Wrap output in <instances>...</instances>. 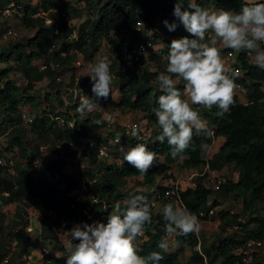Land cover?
I'll return each mask as SVG.
<instances>
[{"label":"trees","instance_id":"16d2710c","mask_svg":"<svg viewBox=\"0 0 264 264\" xmlns=\"http://www.w3.org/2000/svg\"><path fill=\"white\" fill-rule=\"evenodd\" d=\"M12 2L23 13L24 26L34 29V33L30 37L15 41L8 39L0 44V138L6 137L1 142L7 155L15 153L25 161V164L15 166L13 170L0 165V203L16 207L8 222L6 213L0 212V261L7 259L4 264H24V257L32 255L35 240L32 234L25 231L27 222L24 215L36 212L41 224L40 236L52 249V264H66L67 253L60 233L54 227L67 230L70 228L69 222L79 218L77 209L70 207V193L83 175L89 180V189L98 196V201L90 205L93 216L91 223L106 221L116 202H120L123 208L126 199L140 194L146 196L150 203L153 195L160 194L159 201L163 205L172 203L174 206H186L199 220L218 218L220 221L219 231L212 240L206 239L203 231L198 237L195 234L176 235L178 250L174 252L168 248L165 252L157 247L161 238L166 236L163 206L158 212L152 210V222L145 228L147 240L136 243L138 254L147 256L157 251L163 256L158 264H181L180 254L190 248L191 256L185 264H203L205 259L210 264H248L244 260L247 257V242L262 241L264 247V214L258 212L260 203L264 202V70L251 62L250 54L245 50L239 51L236 66L241 74L235 80L245 89L248 101L243 102L235 95L234 105L223 116L217 114L219 110L216 106L207 109L194 105L215 135L209 140L203 133L193 130V147L173 158L167 142L159 143L155 139L161 134V129L153 108L160 94L155 78L163 71L168 46L173 39L184 36L191 38L173 15L175 0H76L75 3L42 0L37 6L24 4L21 0H0V35L6 29L1 10ZM198 2L205 6L239 11L245 0ZM77 3L83 6L79 7ZM55 7H59L58 13L52 11ZM184 8H187V0ZM85 13L89 17L76 29L71 19L82 18ZM48 17L54 20L52 24L46 23ZM164 21L175 23V30L169 31ZM161 33L165 35L162 38L165 47L156 50L155 46L162 40ZM102 40H107L110 45L112 86L119 92V99L115 100L111 91L109 103L128 111L141 112L142 120H145L148 129L151 128L150 136L141 143L156 153V162L144 176L124 162L121 146L129 145L124 137L121 144L111 146L109 156L99 157L101 143H106L110 136H121L122 129L117 125L105 136L96 135L92 131L105 127V119L97 113L83 117L76 111L80 96L88 95L95 100L91 84L83 89L75 87L72 76L68 87H72L75 93L68 90L66 99L70 104H65L62 77L72 71V65L79 56L86 61L94 58ZM147 40L152 41L154 47L149 48L147 57L141 55L136 61L133 50ZM150 57L151 61H156L155 68L151 61L148 63ZM38 58L42 59L41 64L35 65ZM11 60L26 81L22 85L10 77L12 66H2V63L9 64ZM42 65H47V68L42 70ZM44 80H48L50 91L41 94L36 90V84ZM83 81L91 82V78ZM177 87L183 90V82L177 83ZM55 100L58 105L53 104ZM25 107L30 108L29 114L33 116L30 123L24 119ZM57 117L73 121L75 126L61 125ZM97 120L101 121L99 125ZM218 137L224 138L223 143L212 156H207V150ZM69 141H73L77 147L85 144L82 150H72L69 149ZM90 142H93V146H90ZM59 144L65 146L67 159L49 160L45 169L46 182L42 183L33 176L30 162L44 158L48 153H56ZM134 144L132 141L131 145ZM201 144H208L209 148L202 150ZM182 155L185 157L178 165L183 169L202 171L206 164L216 170L235 166L241 171L240 177L237 180L228 177L226 183L214 190L203 184L204 176L196 175L193 178L195 185L178 189V194L165 196L168 187L162 185L158 177L162 174V178L170 177L172 166ZM161 157L164 160H160ZM66 164H70L75 171L68 172ZM129 178H139L143 185L155 189L152 193L142 190L129 194L123 189ZM4 193L9 195L5 196ZM232 198L242 199L241 214L224 209L215 212L221 200L231 201ZM48 210L55 211L56 215H48ZM82 219L85 221V217ZM15 239L18 242L13 247ZM198 244L203 256L196 251ZM250 257L249 264H264V253L254 251Z\"/></svg>","mask_w":264,"mask_h":264},{"label":"clouds","instance_id":"9594fccd","mask_svg":"<svg viewBox=\"0 0 264 264\" xmlns=\"http://www.w3.org/2000/svg\"><path fill=\"white\" fill-rule=\"evenodd\" d=\"M184 2L175 0L173 15L191 38L184 36L171 41L164 71L155 78L160 94L153 113L161 129L155 139L159 143L167 142L173 158L193 147V130L209 140L215 135L194 105L207 109L216 106L217 114L223 116L235 103L239 70L225 66L219 46L236 52L247 51L253 63L264 70V47H261L264 44V0H245L239 11L205 6L198 0H187V8H184ZM164 24L169 31L176 28L175 23L164 21ZM110 64L109 57L104 55L91 65V91L95 100L88 95L80 96L76 108L80 115L95 110L96 101L109 98L113 82ZM177 79L183 81V90L177 87ZM96 123L99 125L101 121ZM142 130L138 124L129 125L130 136L135 140L141 139ZM115 143H121L119 134L115 136ZM207 148L208 144H201L202 150ZM121 151L124 162L141 176L156 162V153L144 143L121 146ZM162 212L167 221L166 236L157 245L162 251L168 250L171 237L199 236L200 221L186 206L166 203ZM151 222L152 205L146 196L132 195L124 201L123 208L116 202L106 221L76 224L71 228L70 239L64 245L66 264H158L163 260L160 252L142 256L135 243L144 236ZM196 251L203 256L199 244Z\"/></svg>","mask_w":264,"mask_h":264},{"label":"rangeland","instance_id":"374dc122","mask_svg":"<svg viewBox=\"0 0 264 264\" xmlns=\"http://www.w3.org/2000/svg\"><path fill=\"white\" fill-rule=\"evenodd\" d=\"M24 4L25 3H31L33 5H39L40 2L42 0H21ZM64 1H73L74 3L76 2V0H64ZM78 4V3H77ZM79 7H82L83 4H78ZM45 12H42L41 14H43ZM22 12H15L14 15L10 18H2V20H4L5 23V27L11 25L12 27H14L17 32H18V37H16L15 39L10 38V40L15 41L18 40L21 37H30L33 35L34 33V29L32 28H28L26 26H24L23 24V20H22ZM89 15H87V13H85L82 18H72L71 22L72 24L76 27V29L79 28L80 24L86 19L88 18ZM165 38V35L163 33H161V39ZM5 43V42H4ZM3 44V43H2ZM263 45V44H262ZM261 45V46H262ZM165 47V43H163V39L160 40L159 43H157V45L155 46L156 50H160L161 48ZM220 47V53L221 56L224 60L225 66L227 68H232L234 65H236L239 61H238V53L233 50V55L231 60H227L226 56L228 54V51H225L224 47L221 45ZM110 45L107 42V40H102V43L99 47V50L96 52L94 58H92L91 60H84L82 58V56H79L78 60L72 65L73 69L72 71H69L65 76L62 77L61 81H62V90H63V97L65 99V104H70V102H68L66 99L67 97V92L68 90H73L72 87H68L69 84H71V77H74V86L75 87H80V88H85L86 86L92 84V82H87L85 83L83 80L87 77L91 78V71H90V67L92 64H94V62L97 60L98 57H102L104 55H107L109 58L111 56V51H110ZM224 50V51H223ZM149 54V53H148ZM166 57L167 55L164 56V61L162 64L163 67V71L166 65ZM152 60V57L148 58V63H150V61ZM250 60L251 62V56H250ZM42 59L38 58L35 60V65H40L41 64ZM11 62V63H10ZM9 62V64L7 63H2V66L4 68L12 66V69L10 70V77H12L13 79H15L17 81V83L19 85L24 84L26 81L22 75V73L20 71L17 70L16 68V63L11 60ZM152 65L153 68H155L156 66V61H151L150 63ZM114 81V80H113ZM183 81L177 79V83H182ZM48 80H44L42 82H39L38 84H36V90L41 93V94H45L46 92H49L50 89L48 88ZM112 88V96L114 97L115 100L119 99V92L116 89L115 86H111ZM263 90H264V86H263ZM75 93V90H73ZM236 95H239V98L241 99V101L243 100V102H247L246 100V92L243 91L241 88H236L235 91ZM77 95V94H76ZM98 103V106L95 108V110H93L92 112H89L90 114L85 113V115H83V117H87V116H91L94 115L95 113L100 114L106 121L107 125L105 127H99L94 129L92 132H95L96 135H102L105 136L108 132L112 131L115 129V127L117 125H119L121 127L122 124H125L129 121H142L143 124H146L145 120H142L143 118V114L141 112H135V111H128L124 108H120V107H116V106H112L108 99L104 100V99H100L98 101H96ZM53 104L58 105L57 101L55 100V102H53ZM43 107L45 108L46 106L43 105ZM50 109V108H49ZM47 109L48 112H50V110ZM25 114H27L28 116L32 117V115H30V108L29 107H25L24 108ZM145 132L147 137L150 136L151 133V128H147V126L145 125ZM6 138V137H5ZM5 138H0L1 140L5 139ZM29 138H31V133H29ZM224 138L223 137H218L216 140H214L212 146L207 150V156H212L216 151H218L219 147L221 146V144L223 143ZM85 144V142L83 143ZM83 144L82 146L79 147V150H81L83 148ZM10 155H12V157L14 158V160H16V162L18 163L17 166L19 165H23L25 164V161L23 159L20 158L19 155L15 154V153H10ZM49 155V153H48ZM46 155V157L48 156ZM185 156L182 155L179 159H177L176 163L172 166V169L170 170L171 176L170 177H165L162 178L164 175H159L158 180L160 181V183L162 185H170L171 182L173 183H178L179 187L184 189L188 186H193V180H192V176L193 174L196 173V169H183L181 167H179V161H181ZM160 160H164V158H160ZM82 166V165H80ZM65 169L70 172L73 173L75 170L72 166H70V164H66L65 165ZM224 174L226 176H228L231 179L237 180L240 177L241 171L240 169H236L235 166H231L230 168H226L223 170ZM169 176V175H168ZM127 184L124 186V190L128 191L129 194H135L138 191H145V192H149L152 193V191L155 189V187H148L147 185H143L142 184V180L139 178H129L128 181L126 182ZM127 200V199H126ZM125 200V201H126ZM212 200H213V196L210 198L209 202L210 204H212ZM153 208V212H158L161 207L163 206V202L162 201H158L155 205H152ZM242 199L238 198V199H233L231 201H227L226 199L221 200V204L215 208V212H218L222 209L224 210H228L231 211L232 213H239L241 214L242 211ZM15 205H2L0 203V212H5L6 213V222H8L10 220V218L14 215L15 213ZM260 214H264V202L260 203L259 206V211ZM200 221V225H201V231H203L205 233V237L208 240H212L216 234V232L219 231V224L220 221L218 218L215 219H209V220H199ZM167 223V221H166ZM231 231V229H230ZM33 238L35 240V246H34V250L32 252V257H33V264H42L41 260L38 259V246H39V232H35L32 233ZM69 236H63L61 237V239L63 240L64 243H66L68 240ZM170 241V246H169V250L170 251H177L178 250V243L174 237L169 238ZM256 253H264V247L259 250V251H255ZM254 253V252H252ZM251 253V254H252ZM191 256V249L190 248H186V250L180 254V263L181 264H185L189 258ZM251 258V257H250Z\"/></svg>","mask_w":264,"mask_h":264},{"label":"built area","instance_id":"2783aa9c","mask_svg":"<svg viewBox=\"0 0 264 264\" xmlns=\"http://www.w3.org/2000/svg\"><path fill=\"white\" fill-rule=\"evenodd\" d=\"M52 11L58 13L59 12V7H55L52 9ZM17 12L19 13V7H17L15 5L14 2L8 4L7 6H5L2 10H1V15L3 18H10L14 15V13ZM53 19L51 17L46 18V23L47 24H52L53 23ZM16 37H18V32L17 30L12 27L11 25L6 26V29L4 31V33L2 35H0V44L4 43L6 40L13 38L15 39ZM153 48L154 44L152 43V41L147 40L146 42H141L137 48H135L133 50V53L135 55V60L138 61L139 57L141 55L143 56H148L149 53V48ZM233 55L232 51H229L226 59L229 61L231 60ZM56 66L58 67L59 64H56ZM42 70L47 68V65H42L40 67ZM231 69H238L239 70V75L241 74V71L239 68L236 67V65H234ZM238 75V76H239ZM237 88H242V86L237 85ZM24 119L25 122L30 123L33 121V118L28 116L27 114L24 115ZM57 121L59 122V124L61 125H69V127H74L75 123L72 121H66L64 118L61 117H57L56 118ZM131 124H138L140 125V127L143 129L142 132L140 133L141 135V139L140 140H135L133 138H131L130 136V132H129V125ZM145 125L143 124L142 121H129L125 124L121 125V143L123 142V137L125 138V141L128 142L129 144L135 142L136 143H141L143 140L146 139L147 135L145 132ZM79 130H81L79 128ZM87 141V140H86ZM93 142H90V146L92 145ZM120 143V144H121ZM117 143H115V136H110L108 141L105 143H101V145L99 146V152L98 155L101 158L107 157L109 156L110 150L112 149L111 146H115ZM134 144V145H135ZM68 146L69 149L72 150H79V147H77L75 145V143L73 141H69L68 142ZM4 145L1 142L0 139V165L1 166H8L9 169L13 170L15 166H17V162L16 160H14V158L11 155H7L4 151ZM82 150V149H81ZM101 152L106 153L105 155H101ZM65 160L67 159L66 157V151H65V146L64 145H58L57 147V151L54 154H49L47 157L45 156L44 158H36L33 159L30 162V166L32 168V172H33V176L35 178H37L38 180H40L42 183L46 182V174H45V169L47 167V163L49 162V160ZM39 162V163H37ZM196 175H200V176H204L205 179L203 181V184L207 187V188H212L214 190L220 188L221 185H223L224 183L227 182L228 180V176H226L224 174L223 170H216V169H211L209 167L208 164L205 165V167L202 169V171H198L196 169V173L193 174V176L191 177L192 180ZM193 185H195V183L193 182ZM168 188L165 191V196H172L175 194H178V189H180L179 184L178 183H173L171 182V184L166 185ZM5 196H8V193H4ZM70 196L72 197V200L70 201V207L71 208H76L77 213L80 214L79 218L77 219H73L71 220L70 223V228L67 230L64 229H57L54 227L55 231H58L60 233V236L63 237L64 235L69 236L67 238V240L70 239V233L69 231L71 230V228L76 225V224H80L83 225L84 223H91L90 220H92V214L90 212V205L97 202L98 201V196L96 195V193L89 189V180L86 176H80L78 178L77 181V185L75 187V189L70 193ZM161 198L160 194H155L152 197L151 200V205H155ZM48 215H56V212L53 210H48L47 212ZM83 217H85V221H83L84 219H82ZM25 221L27 222V225L25 226V231L28 234H32L35 232H39V246H38V259L41 260L42 264H52L53 263V259H52V249L50 246L47 245V243L41 238L40 236V231H41V224L39 221V214L36 212H30L27 215H24ZM145 240H147V236L144 233V236L141 238H138L137 241L135 243H143ZM17 240L15 239L13 242V247H15L17 245ZM63 242V240H62ZM78 241H74V243H76ZM63 244L65 245V243L63 242ZM263 247V242L262 241H258V240H250L247 242V257L244 258L246 263H250V255L252 252L254 251H259L261 248ZM7 262L6 260L0 261V264H4ZM24 264H33V257L31 255L25 256L24 257ZM203 264H210L206 259L204 261Z\"/></svg>","mask_w":264,"mask_h":264},{"label":"crops","instance_id":"0c3cea01","mask_svg":"<svg viewBox=\"0 0 264 264\" xmlns=\"http://www.w3.org/2000/svg\"><path fill=\"white\" fill-rule=\"evenodd\" d=\"M238 96V98H239V95H237ZM240 99V98H239ZM241 100V99H240ZM243 101V100H242ZM245 101H248V98L246 97V100Z\"/></svg>","mask_w":264,"mask_h":264}]
</instances>
